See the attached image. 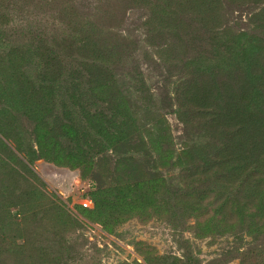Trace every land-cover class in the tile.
I'll list each match as a JSON object with an SVG mask.
<instances>
[{
	"label": "trees",
	"instance_id": "1",
	"mask_svg": "<svg viewBox=\"0 0 264 264\" xmlns=\"http://www.w3.org/2000/svg\"><path fill=\"white\" fill-rule=\"evenodd\" d=\"M39 1L52 8L53 0ZM131 1L148 5L147 24L158 30L170 24L169 36L180 26L187 28L185 15L195 12L209 27L220 30L215 14L221 0ZM251 1L264 4V0ZM9 5L0 1V15L10 17ZM218 30L217 57L202 54L194 71L210 77V67L221 70L222 62L231 70L223 76L226 81L221 77L212 84L197 85L196 79L185 80L177 90L180 108L175 111L190 142L174 163L190 165L199 174L212 171L222 176L221 189L231 199L212 209L206 229L215 219L223 229L233 228L238 220L241 231L260 238L264 237V7L250 16L246 30L228 36ZM70 31V36H52L51 42L42 38L28 48L14 47L0 65V103L5 104L0 109V264L48 263V252L37 237L46 236L48 225L67 213L45 192V182L31 167L37 159L90 169L97 165V156L129 145L138 133L134 113L118 93L111 66L120 45L112 52L102 33L94 35L92 26L81 21ZM81 33L88 36L82 38ZM23 118L31 123V130L23 132ZM124 168L108 182L90 179L88 194L94 208H82V213L108 228L136 214L150 216L174 208L166 179L154 172L144 182H132L134 169L125 163ZM195 209L196 205L191 210ZM256 255L246 251L241 264H264ZM146 257L148 264L166 259Z\"/></svg>",
	"mask_w": 264,
	"mask_h": 264
},
{
	"label": "rangeland",
	"instance_id": "2",
	"mask_svg": "<svg viewBox=\"0 0 264 264\" xmlns=\"http://www.w3.org/2000/svg\"><path fill=\"white\" fill-rule=\"evenodd\" d=\"M4 1L10 4L6 12L10 9L11 15H0V22H4L0 24V65L6 63L14 47L28 48L42 38L51 42L57 34L70 36L71 27L78 21L87 23L94 35L102 33L112 52L121 47L111 66L117 76L118 93L124 96L138 126V133L130 138L131 146L111 151L108 156L105 151L90 169L85 165L83 170L71 168L70 164H57L44 157L31 165L45 182V192L67 212L48 225L46 236L41 233L37 237L48 252L45 264H148L146 256L166 257L160 264H241L242 255L249 250L257 253L262 263L264 237L241 231L238 220L233 228L223 229L218 228L215 219L206 229L212 209L231 199L221 189L222 176L212 171L199 174L190 165L174 163L190 142L175 111L180 108L177 90L185 80L196 79L197 85L212 84L221 77L226 81L223 76L231 70L227 62H222L221 70L210 67V77L198 76L194 71L202 54L217 57L218 29L209 27L195 12L185 15L187 28L180 26L175 35L169 36L170 24L162 30L147 24L148 5L136 6L138 3L131 0H53L50 9L39 0ZM221 1L219 14L215 15L220 19L218 31H224L225 36L246 30L250 16L264 7L251 0ZM81 36L86 38L88 34ZM3 106L0 103V109ZM21 121L23 132L32 129L26 118ZM158 125L162 126L160 130L156 129ZM167 133L169 140L165 139ZM19 156L24 158V154ZM124 163L134 169L135 174L129 178L132 182H144L154 177V172L166 179L165 189L172 194L174 208L150 216L136 214L106 228L82 213V208H94L88 194L90 179L100 177L103 183L108 182L112 174L125 169ZM195 205L197 209L192 211Z\"/></svg>",
	"mask_w": 264,
	"mask_h": 264
},
{
	"label": "built area",
	"instance_id": "3",
	"mask_svg": "<svg viewBox=\"0 0 264 264\" xmlns=\"http://www.w3.org/2000/svg\"><path fill=\"white\" fill-rule=\"evenodd\" d=\"M84 206H88V203H85Z\"/></svg>",
	"mask_w": 264,
	"mask_h": 264
}]
</instances>
